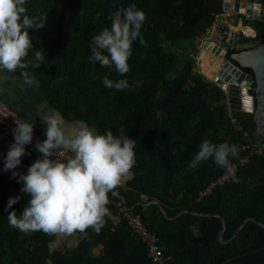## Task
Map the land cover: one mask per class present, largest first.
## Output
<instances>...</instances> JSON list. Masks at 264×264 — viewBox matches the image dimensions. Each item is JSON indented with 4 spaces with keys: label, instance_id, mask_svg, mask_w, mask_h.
<instances>
[{
    "label": "trees",
    "instance_id": "1",
    "mask_svg": "<svg viewBox=\"0 0 264 264\" xmlns=\"http://www.w3.org/2000/svg\"><path fill=\"white\" fill-rule=\"evenodd\" d=\"M128 4L144 13L143 44L139 38L133 41L128 71L121 76L90 62L89 45L92 35L110 27L111 13ZM25 7L29 16L45 17L42 28L29 29L33 50L41 51L43 58L33 68L29 50L24 59L30 63L16 69L17 76L23 78L21 71L31 75L65 121L135 140L130 178L107 198L122 200L139 216L156 236L167 264H264V151L201 197L226 169L211 158L188 167L205 138L237 145L230 164L238 163L244 155L239 149L243 133L261 141L252 115L230 114L225 94L192 71L191 57L168 50L189 43L193 53L195 42L223 14V0H26ZM239 18L248 27L242 29L244 35L255 34L244 42L264 43V21ZM243 71L252 75L249 69ZM105 76L124 79L127 86L106 88L101 82ZM11 143L10 128L0 123V264H149L145 245L126 222L112 226L107 215L98 232L90 226L76 230L84 238L61 249L51 248L55 233L22 232L11 226L7 199L20 197L12 206L17 216L29 199L20 193L22 185L11 171L3 170L2 157ZM33 145L25 146L28 154L14 170L18 174L36 159ZM106 207L115 213L112 205Z\"/></svg>",
    "mask_w": 264,
    "mask_h": 264
},
{
    "label": "clouds",
    "instance_id": "2",
    "mask_svg": "<svg viewBox=\"0 0 264 264\" xmlns=\"http://www.w3.org/2000/svg\"><path fill=\"white\" fill-rule=\"evenodd\" d=\"M25 4L26 0H0V71L25 69L30 63L24 59L29 50L34 54L33 68L37 67L35 62L43 58L41 51L33 50L29 29L42 28L45 17L29 16ZM143 20L144 13L135 4L117 8L110 15V27L92 35L89 61L101 67L109 66L123 76L128 71L133 41L139 38L143 44L140 36ZM20 75L26 83L31 82L28 73L21 71ZM101 82L106 88L127 86L124 79L113 81L107 76ZM41 122L45 139L33 145L41 156L27 166L25 173L18 174L14 170L21 164V157L28 154L25 146L32 144V121L15 120L12 143L2 157L3 170L11 171L12 178L22 185L20 193L29 197L19 216L12 206L20 197L7 199L4 207L8 223L22 232L72 233L89 226L98 232L108 214L107 194L111 191L116 195L113 189L129 174L135 162V140L124 134L114 136L108 130L103 134L94 132L83 122L65 132L64 121L56 112L45 116ZM57 150L71 155L63 160L54 159ZM237 154V145L227 141L212 143L205 138L200 141L188 167L195 168L211 158L216 166L231 171L230 158Z\"/></svg>",
    "mask_w": 264,
    "mask_h": 264
},
{
    "label": "water",
    "instance_id": "3",
    "mask_svg": "<svg viewBox=\"0 0 264 264\" xmlns=\"http://www.w3.org/2000/svg\"><path fill=\"white\" fill-rule=\"evenodd\" d=\"M230 8L235 15L229 19L228 24L217 26L219 37H202L198 39L202 40L196 47L203 49L215 60L214 72L230 84L225 94V104L230 114L236 111L251 114L255 133L264 141V43H245L244 39L248 36L244 35L242 29L248 27L242 26L239 18L242 16L247 21L263 22L264 4L261 0H223V13ZM235 28L240 29L234 31ZM244 69H249L252 75L246 74ZM241 98L249 102L248 109L240 107ZM9 128L12 132L13 127Z\"/></svg>",
    "mask_w": 264,
    "mask_h": 264
},
{
    "label": "crops",
    "instance_id": "4",
    "mask_svg": "<svg viewBox=\"0 0 264 264\" xmlns=\"http://www.w3.org/2000/svg\"><path fill=\"white\" fill-rule=\"evenodd\" d=\"M233 13L235 12L232 10V8L224 12L206 33V35L209 33L206 39L218 38L219 34L217 31V26L227 24V18L231 19L230 15H232ZM197 43L198 41H196L194 45L195 53L197 49L202 51L200 47H196ZM206 55L207 56L205 58L198 59L201 61V64L199 65V73H194L200 74L205 78H209L210 75L214 74L213 71L215 70V62L211 56H209L207 53ZM0 102L19 114L26 121H32L34 133L42 139H45V127L42 124L41 120H43L45 116L53 112L57 113V111H55L48 105L42 91L39 88V84L35 79L32 78L30 83H26L23 78L17 76L15 71H0ZM63 121L65 132H68L71 128L78 124L77 122H68L64 119ZM92 130L96 132L94 129ZM129 178L130 172L121 180L119 184L123 185V183H125ZM83 238L84 234H79L76 232V230H74L72 233L55 232V240L51 248L61 249L64 246L72 247Z\"/></svg>",
    "mask_w": 264,
    "mask_h": 264
},
{
    "label": "built area",
    "instance_id": "5",
    "mask_svg": "<svg viewBox=\"0 0 264 264\" xmlns=\"http://www.w3.org/2000/svg\"><path fill=\"white\" fill-rule=\"evenodd\" d=\"M233 10V9H232ZM234 11V10H233ZM218 17L215 19L214 24L216 23ZM209 30L206 31V33ZM205 33V35H206ZM249 37V36H248ZM253 37V36H251ZM213 85H215L220 91H222L224 94H226L227 89L229 87V83L225 82L223 79L220 78L215 72L213 75H210L209 78H207ZM236 85V83L234 82ZM249 92V90H248ZM15 120L26 122L25 119H23L19 114L11 110L8 106L0 102V123L9 126L14 127L15 126ZM231 122L234 124V128L236 130H240V127L235 124V120L232 119ZM242 137L244 139L243 144L240 146V151L244 153V155L239 159L238 163H234L231 165L232 170L228 171L225 170L215 182H213L208 188H206L204 191H201L199 193V196L206 195L210 189L214 186L222 185L227 183L232 175L236 172L238 167L244 166L249 162L250 157L254 155H260L264 151V141H252L247 139V136L245 133L242 134ZM43 139L39 137L37 134L32 133V141L35 143L42 141ZM71 153L66 152L64 150H57L53 157L54 159H66L69 157ZM41 154L35 150V157L36 159L39 158ZM118 184L117 186H119ZM108 203L112 205L116 211L115 213H111L108 210L107 217L112 223V226H115L117 223H119L121 220L125 221L130 233L137 236L141 242L145 245L146 251H147V257L149 259V264H167L168 258L165 257L162 254V251L157 243L156 236L148 231L146 226L142 223L139 216L134 215L130 209L126 208L123 204V201L118 200L114 201L113 199H108ZM108 209V208H107Z\"/></svg>",
    "mask_w": 264,
    "mask_h": 264
},
{
    "label": "rangeland",
    "instance_id": "6",
    "mask_svg": "<svg viewBox=\"0 0 264 264\" xmlns=\"http://www.w3.org/2000/svg\"><path fill=\"white\" fill-rule=\"evenodd\" d=\"M230 15V14H229ZM234 15H235V13H233L232 15H230L231 16V18H233L234 17ZM228 20H229V18H227V22H228ZM228 24V23H227ZM240 28H235L234 29V31H238ZM209 34V33H208ZM208 34L207 35H204L203 36V38L205 37V38H207V36H208ZM204 38V39H205ZM202 40V39H201ZM201 40H197L198 42L199 41H201ZM168 46V45H167ZM188 48H190V45H189V43L187 44V43H183V44H181V45H179V46H177V47H169L168 46V50L169 49H171V51H177V52H182V53H185V54H188L190 57H191V63H192V71L193 72H198L199 73V65L201 64V61L200 60H198L199 58H205L207 55H206V53H205V51L202 49V51H200L199 49H197V52L195 53V52H191L190 50H188ZM195 48V47H194ZM197 58V59H196ZM214 62H215V60H214ZM95 253L97 252V250H95L94 251Z\"/></svg>",
    "mask_w": 264,
    "mask_h": 264
},
{
    "label": "bare ground",
    "instance_id": "7",
    "mask_svg": "<svg viewBox=\"0 0 264 264\" xmlns=\"http://www.w3.org/2000/svg\"><path fill=\"white\" fill-rule=\"evenodd\" d=\"M241 99H242V102L240 101V107L243 109H248L249 108V102L247 101V99H245V98H241Z\"/></svg>",
    "mask_w": 264,
    "mask_h": 264
},
{
    "label": "flooded vegetation",
    "instance_id": "8",
    "mask_svg": "<svg viewBox=\"0 0 264 264\" xmlns=\"http://www.w3.org/2000/svg\"><path fill=\"white\" fill-rule=\"evenodd\" d=\"M239 19V18H238Z\"/></svg>",
    "mask_w": 264,
    "mask_h": 264
}]
</instances>
